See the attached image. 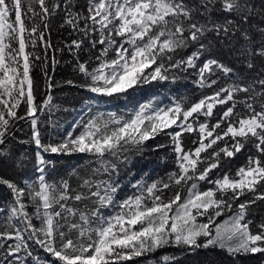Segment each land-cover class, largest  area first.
Segmentation results:
<instances>
[{"label":"snow or ice","instance_id":"obj_1","mask_svg":"<svg viewBox=\"0 0 264 264\" xmlns=\"http://www.w3.org/2000/svg\"><path fill=\"white\" fill-rule=\"evenodd\" d=\"M55 16L59 28L69 30L64 47L88 91L113 98L153 83H175L195 70L194 83L210 94L164 107L149 101L127 116L98 113L79 135L69 132L59 143L44 144L38 113L58 106L51 94L36 103L31 72L41 57L30 49L38 41L53 47L45 32ZM222 57L235 58L251 75L236 73ZM57 64L53 57L52 68ZM52 81L45 71L49 90ZM22 103L24 116L18 112ZM20 120L30 121L26 143L36 147L31 160L5 147ZM161 135L169 145L152 150L169 147L175 169L166 180L137 181L136 194L116 201L121 185L115 176L129 162L128 155L123 161L120 156L142 154L146 142ZM186 137L191 147H185ZM246 148L254 153L245 164L221 175L218 170ZM46 153L88 154L98 167L81 178L78 189L65 179L49 183L45 173L56 159ZM5 160L21 171L31 162L39 175L24 187L0 177L11 197L10 229L0 231V264H130L166 246L182 254L218 250L224 256L219 264H245L257 256L264 264V217L249 219L257 201L264 202V0H0V162ZM100 174L108 179H93ZM70 175L79 176L78 169ZM200 182L209 187L200 190ZM169 189L175 191L166 196ZM25 199L35 209L31 215ZM87 201V210L76 206ZM109 207L117 210L104 216ZM221 216L226 218L216 222ZM29 241L46 257L34 255ZM161 260L179 264L176 256Z\"/></svg>","mask_w":264,"mask_h":264},{"label":"trees","instance_id":"obj_2","mask_svg":"<svg viewBox=\"0 0 264 264\" xmlns=\"http://www.w3.org/2000/svg\"><path fill=\"white\" fill-rule=\"evenodd\" d=\"M54 2L55 0H48L49 4ZM257 2H259V0H257ZM59 23V16L50 18V30L45 32V39L53 45L52 48H45L44 43L38 41L36 48L30 49L34 50L36 54L41 57L40 60L34 61L35 66L32 68L31 72L34 80L36 103L43 104V101L51 94L52 104L58 106L51 113H49L47 109L44 112L38 113V117L41 121V137L44 144L59 143L69 132H73L74 135H79L83 125L98 113H104L106 115L107 113L115 112L127 116L141 104L149 101L155 103L157 107H164L170 105L174 99H179L181 97H188L195 102L201 98L202 94H210L211 90H202L194 83L198 78L195 70H189L188 73L181 74L186 78H181L175 83L164 82L162 86L153 83L151 86L146 85L137 88L135 91H130L127 95L108 98L92 93L81 86L86 83L85 77L72 67V56L67 48L64 47L66 43L70 42L69 30L60 29ZM30 26L31 25H29V27ZM41 31H43V28H41ZM191 50L194 49L185 51L190 53ZM53 57L58 61L55 69H53L51 65ZM207 58L208 57L205 56V59ZM45 59H47L46 68L44 67ZM87 59L88 56L86 54L82 56V60ZM223 59H226L227 62L230 63V66H234L236 73L244 76L251 75V73L245 71V68L235 60V58L227 57ZM91 66L94 67L95 64L93 63ZM45 71H47L49 76L53 77L52 82L54 87L50 90L46 88ZM69 80L73 81V83H66V81ZM223 82L222 80L221 83ZM18 112L19 115L24 116L25 105L23 103L18 109ZM49 118L52 123L47 122ZM212 122L214 123L215 121ZM74 125H76L75 128L73 127ZM30 136V121H17L5 147L11 148L15 153L25 152L31 160L35 155L36 147L34 144L26 143ZM192 139H195V137L193 136ZM192 139L185 138L184 143L186 148L192 146ZM22 141L25 143H21ZM146 143L147 147L142 154L133 152L120 156V160L123 161L124 155H128L129 162L127 164H120L118 176H115V173L113 174L121 185L115 196L116 201L124 200L136 194L137 189L133 187V185H135L137 181H141V183L144 184H151L161 179L166 180L168 173L175 169L174 156L169 147L157 151L152 150L156 144L169 145V137L161 135ZM250 152L254 153V149L246 148L230 163H226L218 171L221 175L229 170L234 174L237 168L245 164ZM45 156L48 159H56L55 168L45 173L46 180L49 183L58 184L62 179H65L69 181L73 189H78L81 178H88L92 175V168L98 167L95 163V157L88 154L61 155L55 157L53 154L46 153ZM105 159H112L113 162H115L112 157L105 156ZM86 162L89 163L86 164ZM74 168L78 169L79 176L70 175ZM38 175L39 173L33 170V163L31 162L27 165V169L23 171L13 167L10 160L0 162V177L15 180L21 187H24L25 183L28 181H34ZM215 178L216 172L214 171L212 179ZM93 179L106 180L108 176L107 174H100L93 176ZM208 187L209 185L205 182H200V190H206ZM93 190H95V188H93ZM174 191L175 189H169L165 195H171ZM10 200L11 197L8 189L4 185H0V231L10 229V225L8 224ZM25 203L28 205L27 211L31 215L35 209L26 199ZM76 206L87 210L92 204L91 201H87ZM116 210L115 207L104 208L102 209V214L108 216ZM262 217H264V202L257 201L249 219L258 223ZM224 218L226 217H217L216 222ZM198 219L205 218L198 217ZM33 222L37 227L40 226V221L34 220ZM11 242L12 241H9V243ZM29 243L32 245L34 255L40 256L41 259L46 257L47 254L44 253L42 249L31 241H29ZM165 255L176 256L179 264H219V262L224 259L223 254L218 250H200L195 254H182L180 249L166 246L158 249L155 253L148 254L146 257L135 258L130 264H149V261H152L153 264H163L161 258ZM261 259L262 258L259 256L253 257L245 261V264H261ZM28 264H32L31 260L28 261Z\"/></svg>","mask_w":264,"mask_h":264},{"label":"rangeland","instance_id":"obj_3","mask_svg":"<svg viewBox=\"0 0 264 264\" xmlns=\"http://www.w3.org/2000/svg\"><path fill=\"white\" fill-rule=\"evenodd\" d=\"M225 219V218H224ZM198 220H201V221H203L204 219H198ZM222 221V220H221ZM221 221H218V222H221Z\"/></svg>","mask_w":264,"mask_h":264}]
</instances>
